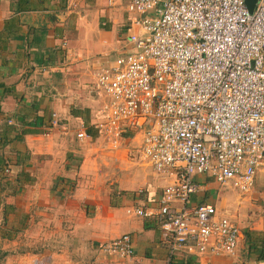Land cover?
<instances>
[{
    "label": "built area",
    "instance_id": "built-area-1",
    "mask_svg": "<svg viewBox=\"0 0 264 264\" xmlns=\"http://www.w3.org/2000/svg\"><path fill=\"white\" fill-rule=\"evenodd\" d=\"M107 3L123 4L130 14L127 43L93 74L101 98L91 125L97 135L82 122L76 138L83 144L100 138L105 150L128 148L134 160L171 179L156 213L168 256L157 264H176L180 251L234 255L237 222L192 197L203 188L197 175L247 193L263 163L264 0L252 11L245 0ZM76 6L71 0L69 7ZM128 213L152 215L142 208ZM100 248L135 256L129 233Z\"/></svg>",
    "mask_w": 264,
    "mask_h": 264
},
{
    "label": "crops",
    "instance_id": "crops-1",
    "mask_svg": "<svg viewBox=\"0 0 264 264\" xmlns=\"http://www.w3.org/2000/svg\"><path fill=\"white\" fill-rule=\"evenodd\" d=\"M70 2L0 0V162L11 160L15 168L31 152V173L16 179L26 193L16 206H42L65 229L78 231L83 237L78 241L90 253L85 264H134L136 259L157 264L168 256L156 213L171 179L134 160L128 148L105 150L100 138L84 144L76 138L82 122L97 135L91 125L101 98L93 74L100 63L123 52L130 14L123 4L109 7L107 0H77L73 10ZM105 165L108 172L98 177ZM196 179L203 188L192 200L213 203L229 214L240 228V242L231 256L180 251L175 263L264 264V159L247 193L233 188L232 197L212 177ZM76 182L81 188L69 193ZM61 195L66 197L59 203L65 205L56 207L52 201ZM130 208L152 215L130 214ZM125 233L132 236L134 257L100 248ZM66 253H44L18 264H70Z\"/></svg>",
    "mask_w": 264,
    "mask_h": 264
},
{
    "label": "rangeland",
    "instance_id": "rangeland-1",
    "mask_svg": "<svg viewBox=\"0 0 264 264\" xmlns=\"http://www.w3.org/2000/svg\"><path fill=\"white\" fill-rule=\"evenodd\" d=\"M31 157L30 151L25 153L22 156L23 159L20 158L18 163H15V168L14 163L9 159L11 172L8 175H3L4 172L0 170V264H18V261L21 260L23 262L32 261L34 257L49 252H57L63 256L61 254L65 250L67 251L66 255L71 259L70 264L87 263L90 260L88 245L84 246L78 241L83 238L78 231L71 232L65 229L66 227L52 213H49L51 210H46L42 206L39 209L32 206L23 208L16 206L17 201H23L26 194L25 191L20 192V185L16 179L26 178L24 176L31 173L28 167V163L31 165ZM0 164L2 165H0L1 169H4L9 163L6 162V158H3ZM105 167L109 166L105 165L101 170H98V177H101L100 172H108ZM92 175L88 174L86 177L95 176ZM73 186L74 191L69 193L74 194L79 185L76 182ZM219 187L222 192H230L232 197L234 193L236 194L233 192V188L223 185H219ZM64 197L66 196H57L56 200L52 201L53 204H57L56 207L64 206V202L59 203ZM79 211L80 208L77 207L75 218H78ZM60 216L64 217V214H60ZM239 216L241 217L240 214ZM85 237L88 238V234Z\"/></svg>",
    "mask_w": 264,
    "mask_h": 264
},
{
    "label": "water",
    "instance_id": "water-1",
    "mask_svg": "<svg viewBox=\"0 0 264 264\" xmlns=\"http://www.w3.org/2000/svg\"><path fill=\"white\" fill-rule=\"evenodd\" d=\"M247 7L252 11L258 0H245Z\"/></svg>",
    "mask_w": 264,
    "mask_h": 264
}]
</instances>
